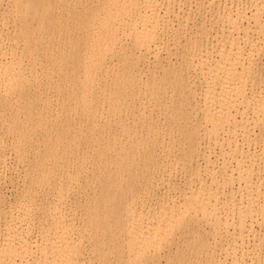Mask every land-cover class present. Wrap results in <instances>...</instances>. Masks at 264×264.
<instances>
[{
    "label": "rangeland",
    "instance_id": "1",
    "mask_svg": "<svg viewBox=\"0 0 264 264\" xmlns=\"http://www.w3.org/2000/svg\"><path fill=\"white\" fill-rule=\"evenodd\" d=\"M36 1L18 0L15 3L14 0H2L0 3L2 48L8 59L20 62L25 78L22 90L8 95L2 90L0 93V155L7 164V168L0 172L2 241L13 238L18 248L25 244L18 236L9 235L5 219L8 214L18 215L26 211L32 216V225L30 232L25 229V237L29 232L27 238L31 242L46 245L47 238L56 229L53 220L46 218V206L49 205L53 211L59 209L61 227L74 240H79V256L85 264H128L126 253L121 254V245L126 236L122 232L123 225H112L109 230H104L92 224L95 214H103L98 203L104 198L115 197L118 205L113 210L118 208V212L124 216L127 206L132 202L136 213L143 214V220L157 223V217L164 214L160 208L161 195L170 200L169 204L174 202L173 206H177L191 189L199 192L206 188V191H214L224 200L223 207H226L225 204L230 205L227 208L221 205L222 220L234 217L241 201H248L249 189L237 178L226 183L218 176V183H215L210 171L212 167L222 165L225 158H230L224 154L226 151L221 143H226L227 137H234L239 143H245L247 155L257 156L255 179L264 182V171L260 174L264 169V127L261 131V127L250 124L249 129H246L240 124L234 125L232 119L219 129V142L216 144L215 137L205 132L200 111L198 113L195 106L189 105L202 103L203 80L206 81L203 71L207 69L202 67L203 71L200 70L197 59L199 61L201 56L191 58L190 50L200 52L202 43L198 39L202 30L209 34L208 40L213 41V45L220 41L222 51L229 50L231 43L227 40V34L231 29L226 8L235 12L234 15L238 13L236 17L241 14L238 18H242L239 21L248 35L239 42L243 50L246 47L244 58L252 56L250 63L248 59L246 62L254 74L248 77L247 101L238 105L240 110L236 112V117L238 119L242 111L251 109L248 112L251 118L257 102L264 95V83L261 82L264 76V40L252 44V48L251 43L247 44L246 41H251L250 37L257 31L251 15L263 0H162L165 5L172 3L173 8L175 5L168 17L164 15L163 2L158 0L162 7L158 10L160 16H156L160 26L158 40L153 45L155 47L143 50L145 53L141 54L136 51L140 56L143 55L139 62L136 56L128 54L132 44L122 45L120 52L107 57L106 63L111 73L101 80L104 91L98 94L97 108L103 117L97 127L93 122L79 121L76 92L68 84L76 76L72 70L75 61L59 64L58 60L50 59L56 56L60 46L63 47L60 53L69 56L76 53L72 44L78 42L82 31L75 15L78 10L89 13L94 0H40L44 7L40 14L34 9ZM22 4L23 7L28 6L29 10L18 11ZM46 5H53L55 13L47 20L44 17L45 30L39 32V19L42 14L46 15ZM261 15L264 21V12ZM183 22H186L183 24L186 26L182 28L180 25ZM50 25L56 29L46 33V27ZM119 25H122V21ZM22 28L30 31L29 41L21 35ZM30 44L34 47H30ZM155 50H161L157 64L154 63ZM128 56L135 60L134 71L140 70L145 80L157 78L163 74V69L172 65L178 68L181 64L184 71L188 72L187 76H190L196 95L191 98L176 84L161 82V75L156 92L122 90L120 101L114 103L105 88L123 67L124 59ZM194 60L197 64L193 63ZM142 89H145L144 86ZM113 104L114 107L111 106ZM186 114H189L188 121L184 119ZM66 119L72 120L70 129ZM199 124L195 138V149H198L195 151L190 148L184 135L189 127ZM248 135H251V139H247ZM56 146L64 149L67 157L65 155L58 161L53 157L47 158ZM121 147L136 159L128 166L131 173L123 172L126 178L114 177V171L119 169L114 164V157ZM105 148L110 149L111 159L102 155ZM207 157L211 158L210 163ZM232 166L236 173L237 163L233 161ZM47 169L54 172L46 180L44 171ZM113 182L117 186L112 185ZM230 199H235L238 205L233 206ZM256 218L246 222L247 228L242 232L238 227L236 231L230 229L229 232H218L207 221L194 216L188 227L173 232L170 242L164 244L159 253L150 255V264H231L234 261L232 259L231 262V258L239 253L246 255L244 264H264V218ZM165 227L164 223L159 226L162 230ZM38 257L33 253L30 258L28 256L29 259L25 256L27 260L22 257L14 260L15 264H38L41 258ZM217 258L218 263L214 262Z\"/></svg>",
    "mask_w": 264,
    "mask_h": 264
},
{
    "label": "bare ground",
    "instance_id": "2",
    "mask_svg": "<svg viewBox=\"0 0 264 264\" xmlns=\"http://www.w3.org/2000/svg\"><path fill=\"white\" fill-rule=\"evenodd\" d=\"M1 1L2 0H0V3ZM163 1L161 0V2ZM212 1L215 2L216 0ZM14 2L16 3L18 0H14ZM168 2L170 1L168 0ZM93 3L94 5H90L89 7L91 9L89 13L78 10L75 15V19L79 21L78 25L82 31V36L77 39L78 42L72 44V46L76 48V53L70 56L63 52L60 53L59 51L63 50V47L60 46V48L58 47L59 51L56 52V56H51L50 59L58 60L59 64L68 60L75 61L72 70H74L76 76H73L72 81L68 84L71 85L72 89L76 92V111L77 114H80L79 121L83 120L86 123L93 122L96 124L95 127H97L100 123L99 120L103 117V113L97 108L98 94L104 91V87L101 86V80L106 79L111 73L106 63L108 55L120 52L124 44H129L130 46L132 44L131 49L128 50V54L136 56L137 62H139V59L141 60L143 56H140L139 53L141 54L144 52L143 50H151L152 47H155L153 45L158 40L159 20L156 16H160L158 10L162 6L158 0H94ZM258 5L260 6L256 7V10H254L251 15L253 19L252 24L257 28V31L253 32L255 38H252V36L250 37L252 42L250 39L249 42L246 41L247 44L251 43V48L252 44H258V41L262 42L261 40H264V31L262 30L264 21L261 15L264 12V0L260 1ZM164 6V15L166 14L168 17L175 8V5L174 8L172 3H166ZM34 9L37 14H40L44 10L40 0L34 2ZM179 9L181 10L180 7ZM21 10L28 11L29 7H23L22 4L20 8H18V11ZM85 10L87 9L85 8ZM230 10L229 7L226 8L229 28L231 29L229 34H227V40L231 43L230 49L222 51L223 47H220V41H216L217 43L213 45V41L211 42L208 40L209 34L205 30H202L200 31L201 33L198 39V42L202 43L199 50L200 52L198 51L199 53H197L194 49H192V51L190 50L191 58L196 56L200 58L201 56L199 61L197 59L198 64L195 60L193 63L200 66V70L204 68L207 69L204 70L205 72L202 70L204 73L203 77L206 79V81L203 80V83L205 82L204 88L202 89L203 101L198 104L196 102V105H189L191 107L195 106L194 109L198 113L200 111V114L203 116L202 123L205 124V132L209 136L215 137L216 144L219 142V129L229 124L232 119H234V125L238 126L240 124L239 126L242 128L249 129L248 126L253 124L255 127H261L260 130L263 131L264 127V95L257 102V107L255 106L251 118L248 116V112L251 109L242 111L238 119L236 117V112L240 110L238 105L244 104L245 101H247L246 90L248 84L246 82L248 77L254 73L253 70H251L252 68L247 66L246 62V59H248L249 64L252 56L251 58L245 59L244 56L247 53H244V50L246 51V47L243 50V47L240 45L243 36L245 37V35H248V31L243 28L244 26H242V23H240L241 21H239V19L242 20V18H238L241 14L236 17L238 13L234 15L235 12L232 13ZM54 13L53 5H46V15L42 14L39 19L41 24L38 29L39 32L45 30L43 26L44 17L46 16L47 20L51 18ZM120 21H122V25H119ZM186 22H183L180 26H186V24L183 25ZM249 27H251V23ZM55 29L53 25H50L46 27V33H51L49 30L55 31ZM1 31L2 30H0V33ZM20 33L26 41L30 40L31 35L27 28H22ZM203 39H205V41H203ZM3 42V39L0 37V93L2 90L4 94L8 95L16 90H22L25 78L21 72L20 62L17 61V59L10 60L6 57V52L2 48ZM30 47H34V45L30 44ZM158 49H160V47ZM253 49H255L254 46ZM136 51L139 53H136ZM160 51L161 50H157V53L154 54V63L160 60ZM250 52L252 51L250 50ZM201 54L204 55L202 56ZM250 54L248 55L250 56ZM248 55H246V57ZM134 61L135 60L131 57H126L123 67H121L120 71H117L110 79L112 82L105 88L108 95L113 97L111 101H114V103L120 101L122 90L126 92H156L161 75V82L169 81L172 84H176L178 87L183 88L186 95L188 94L191 98H194V95H196V90L192 87L190 76H187L188 72L184 71L181 64L178 68L173 65L169 66L168 69H163V74L159 75L157 78L153 77L152 79L145 80L140 70L134 71V67L136 66ZM205 75L208 76V78ZM261 82L264 83V76H262ZM142 86H144L145 89H142ZM111 106L114 107L115 104ZM68 110H71V108ZM184 116L185 121H188L189 114ZM66 120H68V127L70 129L72 120ZM199 126L200 124L198 126L192 125L184 135L185 139L190 144V148L195 151L198 149H195V138L198 135ZM124 132L127 134L125 129ZM247 139H251V135H248ZM212 141H214V139H212ZM244 144V142L239 143L234 137H227V142L221 143V147L226 151L224 154L230 158H225L222 165L212 167L210 171L215 183H218V176L226 183L237 178L243 181L247 189H249L250 195L248 201H241L238 207L239 210L233 214L234 217L222 220L220 216V207L221 205L223 207L224 200L220 199V196L214 194V191H206L205 188L201 189L199 192H195L194 189H191L189 194L186 195L183 201L177 204V206H173L174 202L169 204L170 200L164 198V195H161L162 202L160 203V208L163 209L162 212L164 214L157 217L156 220L158 222L155 223L154 221L155 224L153 222L147 223V220H143L144 216H141L143 214L140 213V215H138L139 213H136V208L132 202L127 206L126 215H121L118 212V208L113 210V208L118 205V201L115 197H107L98 203V206L103 209V214H95L92 224L104 230H109L112 225H123L122 232L126 234V236L123 239V245H121L123 249L121 254L126 253L128 264H150V255L159 253L164 244L170 242L173 232L188 227L190 219L194 216L201 217L202 220L210 224L212 229L218 232L220 230L229 232L230 229L236 231L238 228H240V232H242L247 226L245 223L249 220H257V216L264 218V182L260 183L255 179L258 159H256L257 156L251 157L246 154ZM103 152L102 155H106L108 159H111L109 153L110 149L105 148ZM65 155L67 157L64 149H61L60 146H56L47 158L53 157V159L58 161ZM210 159V157H207L209 163ZM147 160L148 158L145 159V161ZM135 161V157L129 156L125 148L121 147L114 157V164L119 168L114 171V177L126 178L123 172L130 174L131 171L128 170V166ZM233 161L237 163L238 169H236V173L232 166ZM6 168V161L0 155V172ZM54 169L56 170V168ZM263 171L264 169L260 174L263 173ZM53 172L54 171H49L48 169L44 171L46 180L47 176ZM38 182L41 183L43 180H38ZM112 185L117 186L114 182ZM60 189L62 190L63 187L61 186ZM230 201H232L233 206L238 205L235 204V199H230L229 202ZM225 203H228V201H225ZM225 205L226 207L224 206L223 208H227L229 204ZM233 210L235 211L234 207ZM46 213H48L46 218H51L56 228L54 234L47 238L46 245L38 244L36 241L31 242L29 238H27L32 225L31 214L25 211V213L22 212L18 215L14 213L6 216L5 226L8 229L9 235L11 237L12 235L18 236L25 244H21V248H18L13 238L12 240L2 241L0 237V264H15V260L18 257L24 259L25 256H27V259H29L33 253L41 257L38 264H85L79 256V240H74L73 236L70 237V233L61 227V213L59 209L53 211L52 208L47 205ZM145 221L147 224L144 223ZM161 223L166 225L164 230L159 228ZM25 229L29 231L26 237L24 233ZM244 256L246 255L242 253L234 255V258H231V262L232 259L234 260L231 264H234V262L235 264H244ZM14 258L16 259L14 260ZM27 259L25 258V260ZM214 262L218 263V258ZM218 264H221V262Z\"/></svg>",
    "mask_w": 264,
    "mask_h": 264
}]
</instances>
